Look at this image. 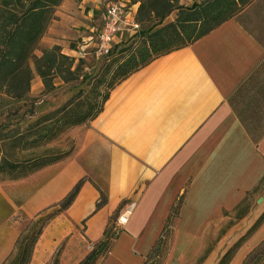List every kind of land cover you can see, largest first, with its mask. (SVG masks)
Returning <instances> with one entry per match:
<instances>
[{
  "label": "crops",
  "instance_id": "0c3cea01",
  "mask_svg": "<svg viewBox=\"0 0 264 264\" xmlns=\"http://www.w3.org/2000/svg\"><path fill=\"white\" fill-rule=\"evenodd\" d=\"M106 1L63 0L41 40L43 48L77 54L70 45L89 40L92 19ZM132 8L134 20L136 5ZM238 16L119 82L93 121L65 132L73 142L65 160L0 183V204L9 208L0 218V264L14 252L23 221L57 210L80 181L72 204L44 227L29 264L56 258L59 264H80L90 245L118 231L117 220L112 223L118 211L130 210L128 222L96 264L152 263L149 255L177 209L164 264H190L212 229L234 221L264 177L262 149L230 103L264 61V45ZM134 36L118 34L113 46ZM102 193L107 202L97 209ZM259 215L237 220L226 238L238 239L240 228L248 229ZM220 259L216 252L203 264Z\"/></svg>",
  "mask_w": 264,
  "mask_h": 264
},
{
  "label": "trees",
  "instance_id": "16d2710c",
  "mask_svg": "<svg viewBox=\"0 0 264 264\" xmlns=\"http://www.w3.org/2000/svg\"><path fill=\"white\" fill-rule=\"evenodd\" d=\"M62 1L0 0L1 91L4 90L15 99H22L30 91L32 70L29 61L35 58L34 52L37 45L46 33L54 10ZM180 1L133 0V4L140 3L135 21L142 25V22L156 20V27L159 28L156 30L152 28L144 33L140 30L138 35L128 42L121 51V53H126L127 57L118 60L111 79H108V74H111V70H108L103 77L98 79L94 88L89 91L80 90L61 108L40 117L23 131L16 129L6 132L0 129V178L5 180L27 178L47 166L63 161L69 154L19 159L8 156L5 151H10L12 154L32 152L57 139L73 127L89 124L102 112L111 90L119 82L156 58L191 46L225 22L238 16L255 0H204L192 6L180 5ZM175 11L177 12L176 19L164 25L165 19ZM74 62L73 58L62 53L61 47L54 46L45 49L42 57L35 58L34 64L45 88L51 89L54 78H60L65 83L79 79L77 76L79 69L72 71ZM257 69L247 80H252L251 77ZM244 83L236 90L230 103L236 94L242 92ZM250 105L252 101L242 109H234L252 140L257 144L254 133L259 125H254L252 117H256L261 108L254 111ZM261 113L264 115V111ZM81 185L82 181L77 183L58 204V209L47 216L34 233L27 236L22 232L16 242L14 252L3 264L30 263L35 245L44 227L52 217L72 204ZM106 202V197L102 193L97 209L102 208ZM263 224L264 213L248 233L225 253L218 264H231L238 250ZM110 247V239L95 245V249L80 264H96L101 257L107 255ZM158 251L159 247L156 244L149 258L157 256ZM51 264H59L58 259L56 258ZM242 264H264V240L247 255Z\"/></svg>",
  "mask_w": 264,
  "mask_h": 264
},
{
  "label": "rangeland",
  "instance_id": "374dc122",
  "mask_svg": "<svg viewBox=\"0 0 264 264\" xmlns=\"http://www.w3.org/2000/svg\"><path fill=\"white\" fill-rule=\"evenodd\" d=\"M202 1L204 0H181L180 5L192 6L194 3H201ZM106 3L123 4L125 5V10L130 13L134 12L132 6L136 5V15L138 14L140 7V3L133 4V0H107ZM103 9L104 7H102L101 10L97 12L98 14L95 15V17L92 19V26L94 27V30L91 31L93 29L92 28L85 36L89 38V40L86 39L85 41H83V39H81L79 43L75 42L70 45L71 48L77 52V54L73 53V56H67L75 60L72 71H76L77 68L79 69V71H77V76L79 77L78 80H73L65 83L60 78H54L53 87L51 89L45 88L43 80L37 74L34 64L35 58L42 57L43 51L45 50L41 42L42 39L40 40L34 52L35 58H32L29 61V66L32 70L30 91L22 99H15L12 96L8 95L4 90H0V129L5 130L6 132L16 129L23 131L30 124L36 122L40 117L61 108L80 90L89 91L94 88V86L98 82V79L103 77V75L106 74L108 70H111V74H108V79H111L112 72L118 65V60L122 57H127L126 53H121V51L128 43H121L116 47L113 46L112 53L109 56H98L96 54L97 36L103 21ZM240 14L241 15L238 16V20L254 37L258 39L260 43L264 45V0H256L253 5L251 4L250 6L246 7ZM176 17L177 12L175 11L165 19L163 24L166 25L174 21ZM156 24V20H148L142 22L141 30L143 33L152 28L156 30L159 28L156 27ZM137 35H135L133 38H135ZM130 40L131 39H129V41ZM86 44H89V46L87 48H84ZM251 78L252 80H247L246 83H244L242 92H239L234 96L231 104L235 109H242L247 103L250 104L252 101V105L250 106L254 111H258V109L261 108V111H258L259 114H257L256 117H252V120L254 121L255 126L259 125L257 131H255L254 133V137L255 140H257L258 146H260L262 149L261 151H259V153L264 156V115H261V112L264 111V63L260 66V68L257 69L255 74ZM85 98L83 97L82 99L84 100ZM72 149L73 142L70 138H67L64 133L57 139L51 141L43 147L37 148L32 152H25L21 154L15 152L12 154L10 151H5V153L13 158L23 159L42 155L66 156L67 154H70L72 152ZM65 159L66 157L63 160ZM4 181L14 180H5L3 178H0V183ZM260 199L261 201L259 202ZM54 211L56 210L44 213L42 216L36 219H25L23 221L22 227L23 235L28 236L34 233L39 228L41 222ZM177 211L176 215L172 214L170 222L166 225L163 235L157 243L159 251L157 253V256H153V258L150 260L152 264H164L165 260L168 258V254L171 248L170 243L172 232L176 224V218L178 216ZM8 212L9 208L5 205H2L1 203L0 218H5L6 216H8ZM256 213H260V215L259 217L254 219L251 226L248 229L240 228L239 232L236 233L235 236H237L238 234V239H235L233 241L226 238L228 232L233 227L238 226L237 220H243L244 218L253 219ZM263 213L264 177L260 181V185L254 191H252V193L250 194V198L248 196L242 202L241 208L234 216V221L223 225L218 230L214 228L210 231L207 240L204 242L203 252L199 256H195L194 258H192L193 260L190 264H203L208 257L212 256V254L216 252L219 254V258H222V256H224L225 253L231 247H233L235 243H237L243 236L248 233V231L252 228V226ZM250 214H252V216H250ZM118 216H121L119 211L113 216L112 223L113 220H118ZM117 228L119 231L120 228ZM114 233H111L108 236V239H110V243H112L113 239L115 238ZM263 240L264 227L259 232V234L255 233L253 236L249 237L248 240H246L243 246L239 249L242 251L238 254V250V252L236 253V255H238H235L236 257L234 256L231 264H242L247 255ZM221 254L223 255L221 256Z\"/></svg>",
  "mask_w": 264,
  "mask_h": 264
},
{
  "label": "built area",
  "instance_id": "2783aa9c",
  "mask_svg": "<svg viewBox=\"0 0 264 264\" xmlns=\"http://www.w3.org/2000/svg\"><path fill=\"white\" fill-rule=\"evenodd\" d=\"M125 5L118 3H108L103 13L102 26L99 30L96 43V54L98 56H109L113 50V43L118 34L131 32L137 35L141 30V25L130 17V13L125 10ZM130 210H126L117 220V227H124L129 218ZM94 245L89 246L93 251Z\"/></svg>",
  "mask_w": 264,
  "mask_h": 264
},
{
  "label": "water",
  "instance_id": "95a60500",
  "mask_svg": "<svg viewBox=\"0 0 264 264\" xmlns=\"http://www.w3.org/2000/svg\"><path fill=\"white\" fill-rule=\"evenodd\" d=\"M261 201V199L259 200V202Z\"/></svg>",
  "mask_w": 264,
  "mask_h": 264
}]
</instances>
